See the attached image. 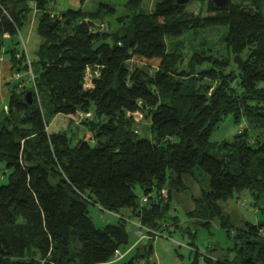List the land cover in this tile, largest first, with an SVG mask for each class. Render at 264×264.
<instances>
[{"label": "trees", "instance_id": "16d2710c", "mask_svg": "<svg viewBox=\"0 0 264 264\" xmlns=\"http://www.w3.org/2000/svg\"><path fill=\"white\" fill-rule=\"evenodd\" d=\"M55 2L0 0V57L9 55L11 73L25 75L10 83L8 110L0 111V264H114L132 248L128 223L148 242L123 264H152L156 233L181 228L169 215L173 192L184 189L183 177L195 168L208 186L188 213L190 235L195 221L209 229L218 219L232 246L220 257L189 244L190 264H264V224L233 228L220 205L245 191L264 201V0H229L225 8L213 0H160L152 11L119 18L123 35L95 22L102 8L58 13ZM195 3L198 13L189 10ZM34 17L41 39L34 82L20 88L30 75L26 58L15 57L17 39ZM218 29L227 30L220 50L204 41L186 52L175 40L191 35L195 42L198 32ZM235 56L244 59L241 70ZM135 58L157 61V69H131ZM88 69L99 72L90 89ZM80 111L93 118L75 120ZM47 112L72 116L83 135L74 144L65 131L51 132ZM230 115L260 136L245 129L222 143V157L210 155L212 135ZM143 119L149 124L140 126ZM90 205L118 214V222L97 227Z\"/></svg>", "mask_w": 264, "mask_h": 264}, {"label": "rangeland", "instance_id": "374dc122", "mask_svg": "<svg viewBox=\"0 0 264 264\" xmlns=\"http://www.w3.org/2000/svg\"><path fill=\"white\" fill-rule=\"evenodd\" d=\"M55 3H52L51 6H55V9L58 13L65 11L67 9L79 10L83 9L86 11H97L99 8H102L104 12L98 18L95 19L97 24H105L103 31L107 33L115 34L119 33L120 35L124 34V26L118 21L119 18L128 16L131 17L133 14L139 11H152L154 5L160 0H142V4L139 9L130 10L127 6L128 0H88L85 4H82L80 0H55ZM103 4L110 5L114 11H109L107 8L103 7ZM189 10L198 13L199 3L191 4ZM32 18V17H31ZM29 24H25L20 31V36L18 41L20 44L16 46L20 52V57L15 56L17 59H20L24 56L27 60L33 62L35 53L38 50L41 39L36 33L37 20L34 17ZM130 19H126V22H129ZM226 29L218 30H207L198 32L199 40L193 41L191 35H185L184 37L177 38L175 40H182L185 42L184 49L186 52L191 51L189 48H197L199 42L208 41L214 50H220L221 43L223 38L226 35ZM175 40L168 41V48L171 49V43H175ZM192 43V44H191ZM6 47L11 45V42H6ZM192 49V48H191ZM6 60V63L9 61V55H2L0 57V111L3 109L6 111L8 103V98H3L8 96L13 85L18 81L13 78L17 73H11L10 63L3 68V62ZM150 66L153 70L157 69V61H145L140 58H135L129 63L131 69L135 67ZM2 71V72H1ZM33 71V69H32ZM91 71V69L89 70ZM3 74L5 77H3ZM28 75H30L28 73ZM25 77L22 74V78ZM21 78V79H22ZM9 84H8V83ZM33 82L32 77L28 76L26 81L21 83L20 88L23 85H28ZM12 83V84H10ZM20 83V82H19ZM34 84V83H33ZM47 120L49 122V129L51 132L65 131L70 138L75 140L83 135L80 133L76 126V122L70 123L72 116H67L60 114L58 116H52L47 112ZM78 113L74 116L75 120ZM138 118V117H137ZM140 119V117L138 118ZM76 123V124H75ZM140 126L148 125L149 122L146 120H141ZM247 129L251 138H256L260 136L259 131H255L249 123L244 120L240 125L235 124L234 118L232 115L228 116L220 125L219 128L213 133L211 142L214 144L208 150L210 155L216 157H222L226 150L222 149L220 146L225 141H232L235 136H237L241 131ZM81 131L83 129L81 128ZM139 134H142V130L139 129ZM183 190L181 192L174 191L172 198V206L169 211L170 216H177L180 222L181 228L175 232L173 230L165 231L164 237L154 239L153 246L154 252L151 258L152 264H190L192 261V253L190 252L189 244L195 245L198 251L202 254L207 253L208 250H214L220 257L225 256L226 250L232 246L231 240L227 237L226 231L222 230L220 227V222L218 219L214 220L210 225L209 229L205 228L198 221L194 222L193 232H196V236L192 237L190 235L189 226L190 217L189 212L194 210L196 200L201 196V187L208 186V177L201 171L199 168L194 169L193 175H186L183 177ZM136 194L141 199L143 194L139 187L135 189ZM169 194V192H168ZM257 203V205H256ZM220 205L223 208V212L230 218V224L233 228L240 227L244 222L251 223H261L264 224V201L256 202L254 198L248 191L243 192L240 195L230 199L227 202H221ZM89 214L92 217L95 225L99 228H103L108 224L117 223L120 216L118 214H113L109 212L102 211L97 206L90 205L88 207ZM130 211L127 209L122 210L121 214L126 218L129 217ZM131 221H137L136 218H133ZM168 227V224H167ZM169 228V227H168ZM172 228V227H171ZM127 230L130 235V244L129 249L122 250V255H127L124 259L115 262L114 264H123L126 262L131 255L136 252V248L146 244L148 241L147 233L143 230L138 229L132 223L127 224ZM144 237V238H141ZM130 255V256H129ZM214 255V254H213ZM216 256V255H215ZM233 257V254L232 256ZM117 261V260H116ZM200 264H205L204 261L200 260Z\"/></svg>", "mask_w": 264, "mask_h": 264}, {"label": "built area", "instance_id": "2783aa9c", "mask_svg": "<svg viewBox=\"0 0 264 264\" xmlns=\"http://www.w3.org/2000/svg\"><path fill=\"white\" fill-rule=\"evenodd\" d=\"M18 57H20V52L16 55ZM28 66H29V71L28 73L31 75L32 77V80L34 82V75H33V71H32V63L30 60H28ZM90 69L87 70V74H86V77H85V88L87 89H90V88H93V79L96 78V77H99V72L98 71H89ZM13 78L15 80H21L22 78V74H15L13 76ZM34 87H35V84H34ZM139 118L140 116L139 115H136V118ZM93 118V113L92 112H78V115H77V120L82 121L84 119H92ZM156 237H161L162 236V233L160 232H157ZM144 238V237H142ZM121 257L120 253L118 252L116 254V259H119Z\"/></svg>", "mask_w": 264, "mask_h": 264}, {"label": "water", "instance_id": "95a60500", "mask_svg": "<svg viewBox=\"0 0 264 264\" xmlns=\"http://www.w3.org/2000/svg\"><path fill=\"white\" fill-rule=\"evenodd\" d=\"M193 0H177V3L181 6H186L190 4ZM215 6L217 8H225L229 4V0H213ZM234 64L237 65V69L241 70L244 66V59L242 56H235L233 60ZM201 70H199L200 72ZM26 101L32 103L33 102V93L31 91L26 92ZM242 135V134H241ZM170 197V192H169Z\"/></svg>", "mask_w": 264, "mask_h": 264}, {"label": "crops", "instance_id": "0c3cea01", "mask_svg": "<svg viewBox=\"0 0 264 264\" xmlns=\"http://www.w3.org/2000/svg\"><path fill=\"white\" fill-rule=\"evenodd\" d=\"M1 62H3V60L1 61ZM4 64H3V68H2V70L4 69V67L6 66V65H8L10 62H8V63H6V60L3 62ZM10 69H11V65H10ZM2 72V71H1ZM3 77H5L4 76V74H3ZM8 83V82H7ZM9 96V95H8ZM8 96L6 97V96H4L3 98H8Z\"/></svg>", "mask_w": 264, "mask_h": 264}]
</instances>
